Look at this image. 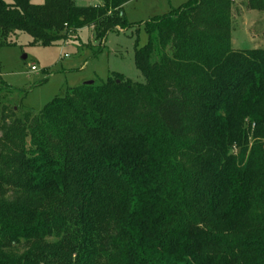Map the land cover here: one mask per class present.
<instances>
[{"label": "trees", "instance_id": "trees-1", "mask_svg": "<svg viewBox=\"0 0 264 264\" xmlns=\"http://www.w3.org/2000/svg\"><path fill=\"white\" fill-rule=\"evenodd\" d=\"M128 1L0 0V46L85 26L100 43ZM241 8L264 0L145 21L144 82L112 73L32 111L0 79V264H264V47H232Z\"/></svg>", "mask_w": 264, "mask_h": 264}, {"label": "rangeland", "instance_id": "rangeland-1", "mask_svg": "<svg viewBox=\"0 0 264 264\" xmlns=\"http://www.w3.org/2000/svg\"><path fill=\"white\" fill-rule=\"evenodd\" d=\"M10 2V0H3ZM187 0H130L122 6L128 25L109 31L99 43L93 30L85 26L67 39L51 45L31 44L26 33L11 37L0 46V79L14 89L4 97L8 105L39 111L69 87L86 81L102 82L112 73L124 79L144 82L134 63L135 47L146 43L143 23L167 13ZM41 3L42 0H32ZM100 0H74L78 6L98 4ZM237 4L240 0H234ZM239 8V7H238ZM264 13L239 11L233 15L231 45L237 49L264 47ZM257 21V23L255 22ZM34 66V69H31Z\"/></svg>", "mask_w": 264, "mask_h": 264}, {"label": "water", "instance_id": "water-1", "mask_svg": "<svg viewBox=\"0 0 264 264\" xmlns=\"http://www.w3.org/2000/svg\"><path fill=\"white\" fill-rule=\"evenodd\" d=\"M92 83V81H86L85 82V84H91Z\"/></svg>", "mask_w": 264, "mask_h": 264}, {"label": "built area", "instance_id": "built-area-1", "mask_svg": "<svg viewBox=\"0 0 264 264\" xmlns=\"http://www.w3.org/2000/svg\"><path fill=\"white\" fill-rule=\"evenodd\" d=\"M31 69H34V66H31Z\"/></svg>", "mask_w": 264, "mask_h": 264}]
</instances>
